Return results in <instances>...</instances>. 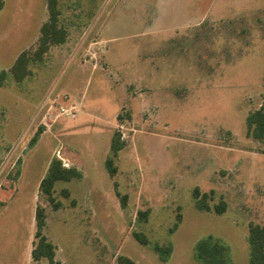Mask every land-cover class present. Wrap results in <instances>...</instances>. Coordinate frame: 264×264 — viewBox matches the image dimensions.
Returning <instances> with one entry per match:
<instances>
[{"label":"rangeland","instance_id":"1","mask_svg":"<svg viewBox=\"0 0 264 264\" xmlns=\"http://www.w3.org/2000/svg\"><path fill=\"white\" fill-rule=\"evenodd\" d=\"M3 1L0 264H49L31 256L39 205L62 264H200L196 246L209 236L232 264H251L264 143L246 120L264 106V0H58L67 41L22 83L10 69L37 48L47 0ZM117 132L124 147L113 157ZM53 158L82 173L55 185L58 210L40 190ZM197 188L211 211L196 208ZM156 244L172 247L167 261Z\"/></svg>","mask_w":264,"mask_h":264},{"label":"trees","instance_id":"2","mask_svg":"<svg viewBox=\"0 0 264 264\" xmlns=\"http://www.w3.org/2000/svg\"><path fill=\"white\" fill-rule=\"evenodd\" d=\"M4 7V1L0 0V12ZM47 9L49 19L42 24L40 28V36L38 39L37 48L33 51L22 52L12 65L10 74L17 83H22L28 76L32 74L30 69L31 64L41 63L44 61L45 55L48 53L52 46H58L66 43L68 38L67 30L60 26V15L58 0H47ZM7 74L5 71L0 73V85L5 80ZM248 135L254 139L264 143V106L249 114L246 120ZM38 140L37 135L32 140V145ZM124 142L121 141V135L117 132L112 139L111 152L113 157H117L118 153L123 149ZM106 168L111 176L117 174V167L115 160L112 157H108L106 160ZM82 173L76 168H65L58 158H53L50 162L48 171L45 177L40 183V190L46 195L48 202L55 210L61 208V202L56 201L54 196L55 185L59 181L69 182L73 179H81ZM65 197L70 196L68 189L63 190ZM117 195L121 199L123 207L127 205V196ZM197 188L194 191V197L196 199V208L199 211H211L209 194H202ZM215 210L218 214H223L226 211V203L221 201L219 205H216ZM148 217L147 212H139L138 218L140 220H146ZM47 214L46 210L42 206H37L35 213L36 220V243L31 251L32 259L35 262H39L46 259L49 264H62L56 260V246L47 238L44 234V228L46 226ZM180 219V217H179ZM180 222V220L178 221ZM178 227L176 223L175 228ZM135 238L138 242L144 246H147L148 241L143 233H135ZM248 243L250 247V263L251 264H264V226L250 224ZM155 252L159 255L160 260L167 261L172 253V247L159 246L154 247ZM195 257L200 264H232L228 258V248L218 240H214L212 236H209L201 240L195 250ZM119 264H136L133 260L127 257H119Z\"/></svg>","mask_w":264,"mask_h":264},{"label":"built area","instance_id":"3","mask_svg":"<svg viewBox=\"0 0 264 264\" xmlns=\"http://www.w3.org/2000/svg\"><path fill=\"white\" fill-rule=\"evenodd\" d=\"M72 113H74V111H71V114ZM70 113H68V115H69ZM61 159V158H60ZM62 160V162H63V166L65 167V168H69V165L63 160V159H61Z\"/></svg>","mask_w":264,"mask_h":264}]
</instances>
